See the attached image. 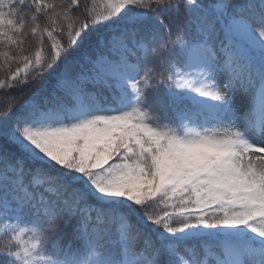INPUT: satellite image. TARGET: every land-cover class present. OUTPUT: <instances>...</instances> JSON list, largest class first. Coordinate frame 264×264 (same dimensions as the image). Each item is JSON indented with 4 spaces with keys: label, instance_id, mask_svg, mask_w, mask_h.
<instances>
[{
    "label": "snow or ice",
    "instance_id": "obj_1",
    "mask_svg": "<svg viewBox=\"0 0 264 264\" xmlns=\"http://www.w3.org/2000/svg\"><path fill=\"white\" fill-rule=\"evenodd\" d=\"M81 3L0 0V264H264V0Z\"/></svg>",
    "mask_w": 264,
    "mask_h": 264
},
{
    "label": "trees",
    "instance_id": "obj_2",
    "mask_svg": "<svg viewBox=\"0 0 264 264\" xmlns=\"http://www.w3.org/2000/svg\"><path fill=\"white\" fill-rule=\"evenodd\" d=\"M240 2H243V0H240ZM85 4L90 5L91 10L93 11V13L96 12H101L102 11V3L101 0H82L81 6L80 8H75L73 11V18H77L80 17L82 19V11L81 9L84 7ZM40 23L44 24L46 23V20L42 17L40 19ZM100 35H106L103 32H101L100 34H98L96 36V39L100 38ZM66 42V41H65ZM30 44H31V49L32 51L35 50L36 44L34 40H30ZM16 65L13 64L11 65L10 68L6 67L3 69H0V79H6L7 77L10 76L11 72L15 70ZM44 79H47V73L45 74V77L38 81L35 84H32L28 87H25L23 89H20L19 86L14 87L10 90H0V112H3L4 108L6 105H8L10 103L9 101V97L10 96H16L17 100L19 101L21 99L20 97V92L23 91V93L25 94L23 99H27L29 96L32 95V93H34L38 88H40L41 84L43 83ZM89 88H91V86L89 85ZM161 99V97H152L150 94V102L153 103V107L159 111H164L165 109H163L161 107L160 104L156 103V100ZM171 115V113L169 112V116ZM157 211H159V209H157ZM74 224V222H73ZM73 224H69L68 226L65 227L64 229V233H63V241L62 243L67 245L69 243L72 244L73 248H77L79 246L78 241H76L74 239V234H73ZM189 245H191L192 243H194L193 241H189L188 242Z\"/></svg>",
    "mask_w": 264,
    "mask_h": 264
}]
</instances>
